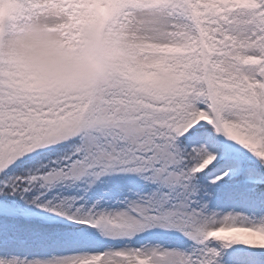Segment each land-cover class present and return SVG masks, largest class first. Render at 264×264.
Returning <instances> with one entry per match:
<instances>
[{
    "label": "snow or ice",
    "instance_id": "obj_1",
    "mask_svg": "<svg viewBox=\"0 0 264 264\" xmlns=\"http://www.w3.org/2000/svg\"><path fill=\"white\" fill-rule=\"evenodd\" d=\"M10 2L0 40L71 42L88 11ZM93 2L134 62L90 93L26 84L0 49V264H264V0ZM109 176L141 187L82 204Z\"/></svg>",
    "mask_w": 264,
    "mask_h": 264
},
{
    "label": "clouds",
    "instance_id": "obj_2",
    "mask_svg": "<svg viewBox=\"0 0 264 264\" xmlns=\"http://www.w3.org/2000/svg\"><path fill=\"white\" fill-rule=\"evenodd\" d=\"M10 0L0 2V23L13 11ZM112 8H102L110 15ZM4 44L19 64L45 77L56 89L71 94L86 95L101 81L106 80L113 68L130 58V52L109 46L84 47L75 52L61 50L48 35H37L33 25L9 28Z\"/></svg>",
    "mask_w": 264,
    "mask_h": 264
},
{
    "label": "trees",
    "instance_id": "obj_3",
    "mask_svg": "<svg viewBox=\"0 0 264 264\" xmlns=\"http://www.w3.org/2000/svg\"><path fill=\"white\" fill-rule=\"evenodd\" d=\"M80 2L88 9V11L87 14L83 15L76 22V26H78L79 32L77 36L74 37L73 39V43L75 44V51L84 47L95 48L105 45L111 47L113 50H119L121 48H124L121 45L118 38L114 36H110L108 35L107 32H105V21L109 17V15L102 14L101 9L105 7L113 9V6L111 4H104V5L96 4L93 2V0H80ZM0 25H2V23H0ZM2 46H3V39L0 40V49H2ZM130 54L132 53L130 52ZM15 62L18 65L20 78L24 83L31 84L44 78L43 76L37 74L36 72H33L31 70L22 67L17 60H15ZM130 62H134L132 60L131 55L129 59L121 62L120 64H127ZM42 89L49 91L63 92L65 94H71L54 88L49 82ZM99 195H100V190L98 189V192L90 197L92 199H88L87 204H91Z\"/></svg>",
    "mask_w": 264,
    "mask_h": 264
},
{
    "label": "rangeland",
    "instance_id": "obj_4",
    "mask_svg": "<svg viewBox=\"0 0 264 264\" xmlns=\"http://www.w3.org/2000/svg\"><path fill=\"white\" fill-rule=\"evenodd\" d=\"M35 33L37 35H48L50 36L54 42L57 44V46L66 52H74L75 51V44L73 41L66 42L58 39L56 36H54L51 32L44 30L42 27H35ZM109 35V34H108ZM2 50L5 55H12L9 51L6 50V46L3 43ZM133 56V54H131ZM48 83L47 79L44 77L40 80H38L35 83H31L30 85L38 86L41 89L46 86ZM39 161V157H32L28 163H37ZM140 182L137 181L134 177H123V176H109L105 177L103 180V183L98 185L96 189L90 193L87 194L86 200L92 199L90 198L92 194L96 193L97 190H100V195L95 199L103 197L102 201V209L103 210H115L120 207H122V204L119 202L121 199H123L124 196L130 195L128 192V189H138L140 188ZM79 195L78 192H70L67 190L62 191V195ZM86 200H82L81 203H86ZM94 200V201H95ZM19 251H28L27 249H19Z\"/></svg>",
    "mask_w": 264,
    "mask_h": 264
}]
</instances>
